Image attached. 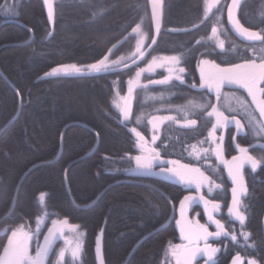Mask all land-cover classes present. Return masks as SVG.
I'll list each match as a JSON object with an SVG mask.
<instances>
[{
	"label": "trees",
	"instance_id": "16d2710c",
	"mask_svg": "<svg viewBox=\"0 0 264 264\" xmlns=\"http://www.w3.org/2000/svg\"><path fill=\"white\" fill-rule=\"evenodd\" d=\"M230 1L220 0L205 16L204 0H161L157 32L149 0H51V22L43 0H6L4 5H15V14L0 8V23L4 22L0 25V254L11 229L34 225L38 200L44 193L46 217L41 231L45 234L49 222L56 219L67 218L78 225L83 232L79 264H98V235L104 264H163L169 244L178 242L175 220L155 230L169 220L172 205L176 207L193 189L158 176L134 174V159L130 158L137 149L130 128L136 127L150 138L147 120L169 114L174 119L161 125L153 147L158 146L163 159L191 163L222 185L207 198L220 203L217 217L236 231L238 241L230 237L211 241L221 249L216 254L218 264H229L237 252L245 257V264L248 258L264 262V163L255 171L243 170L246 219L242 229L227 213L231 182L224 168L211 151L199 160L190 155L192 145L211 148L207 137L213 118L188 102L204 104L209 96L212 104L216 102L213 94L191 87L194 82L199 84L198 60L214 59L222 66L246 59L260 63L264 48L260 41L242 39L234 32L227 12ZM239 3L236 19L240 24L251 31L264 29V0ZM137 24L148 37L145 43L152 45L142 62L101 73L46 75L57 66L83 67L105 55L114 59L129 54L134 45L132 29ZM214 25L224 49L212 40ZM28 29L33 32L30 41ZM156 55L182 56L185 83L173 80L167 86L151 85L148 81L160 79L163 72L144 74L142 86L133 93V115L125 123L112 105L114 86L123 92L138 67ZM222 93L227 100H234L229 94L242 96L254 109L242 89L224 87ZM177 106L189 111L197 124L181 125L185 110ZM224 110L244 126L242 132L233 126L227 129L225 157L237 153L238 143L264 161V132L252 136L241 115ZM137 116H141L139 124ZM241 231L250 234L247 242ZM43 234L37 236L39 241ZM252 244L255 246H248ZM50 257L46 264L51 263Z\"/></svg>",
	"mask_w": 264,
	"mask_h": 264
},
{
	"label": "snow or ice",
	"instance_id": "6c2138e0",
	"mask_svg": "<svg viewBox=\"0 0 264 264\" xmlns=\"http://www.w3.org/2000/svg\"><path fill=\"white\" fill-rule=\"evenodd\" d=\"M152 4V18L155 23L157 32L160 30V20L157 9L160 7V0H149ZM46 7L48 8L49 21L51 22L53 18V11L50 0H44ZM219 4V0H216V4L208 3L206 0L205 16L212 11L214 6ZM240 7L239 0H232V3L227 5L228 19L229 22L233 24L236 30L242 36L246 37L248 40L260 41L264 45V29L259 32L251 31L250 29L243 27L240 21L236 19V10ZM0 8H4L9 14H15V5H0ZM221 9L217 7V11ZM194 28L199 27V25H193ZM141 25L137 24L136 27L132 29L133 33L139 36L136 43L135 52L131 55V60L133 64L137 60L145 58V49L150 48L152 45L146 44L145 40L148 38L146 34L140 31ZM217 26H213L211 29L212 35L216 36L218 40L217 47L224 49V41L219 40L217 36ZM152 43H156L155 37H152ZM200 41H197L199 44ZM111 52V49L109 50ZM262 55L260 56V63L257 64L254 59H246L243 63L230 64L228 66H222L217 63L214 59L201 58L198 60L197 67L200 73L199 84L195 82L191 85L193 89L199 88L201 90H206L207 94L214 93L217 99L221 96V89L226 85H239L243 88L249 97H251L252 104L255 105V109L259 112L260 117L264 118V48L261 49ZM190 54V53H189ZM182 56H171V57H156L153 56L152 59L143 68H138L135 73V78L129 79L127 81V94L125 96H120L119 99L123 102L116 103V107L119 109L120 118L123 122L127 123L130 121L133 115V93L139 84L140 78L143 73H154L156 69L163 68L168 73L164 75L162 79L149 80L148 84L156 85H170L173 80L179 81L181 84L185 83L184 73L186 69L184 67H179L181 63ZM123 64L125 68L128 64L125 58L121 57L117 60H110L109 55H105L95 63L80 67L75 64L65 65L60 68H53L50 73L46 75L57 76L60 74L69 75L72 73L77 74H91V73H101L108 72L110 69ZM147 87V85H145ZM119 96V93L117 92ZM243 106L244 101H240ZM189 106L192 108L203 109L207 117L211 120L214 118V122L211 123V128L208 130L207 141L210 142L214 147L197 149L196 145H192V152L190 155L194 156L196 160L201 158L202 153H208L211 151L216 156L217 160L224 164L227 168L228 176L232 180L233 187L232 192V202L228 205L227 211L230 217L239 221L241 228L243 229L245 225V215L241 211V203L239 196L246 192L243 182L242 167L244 163H249L253 171L256 170L259 164L264 163L262 160H258L256 157L248 154V149L242 147L240 144H236L237 151L242 155L232 156L231 161L224 158L225 148H224V136L223 133L219 137L216 136L218 129H223L229 124L234 123L237 131L241 130V121L236 119L235 116L225 115L224 112L220 111L218 107L211 103L209 99L206 103L200 104L195 101H189ZM180 110H185L180 106H177ZM186 111V110H185ZM231 111V109H230ZM141 117H136V122L139 124ZM174 119L173 117H153L148 120V124L152 126L153 135L151 144H156L158 136L156 132L158 130L157 121L163 122L164 120ZM252 119H255L252 117ZM197 124L196 119H186L184 124L185 127L195 126ZM260 132H264V123L259 125ZM130 132L136 138L135 146L138 149V155L131 157L134 159L136 164L135 171L152 174L153 165L156 161H160L159 173L160 176H169L176 179L179 183L194 186L196 190V195L188 194L184 195L179 201V219H176V224L179 227L180 237L183 241L187 243L182 244H169L168 252L171 257L174 258L175 264H199L197 261V256L204 257V264H218L216 254L220 252V248L215 247L212 241L220 237H230L233 242L238 241L237 233L234 229L229 228L221 219L215 217V213L220 211L221 205L216 199L207 198L206 195L200 194L201 189L205 186L208 188V193H212L213 189H220L221 184L215 183L205 175L199 167L192 165L191 163H181L179 160H167L166 162L162 159L161 152L157 147H152L149 141L145 138V135L141 131H138L136 127L130 128ZM236 137L233 136V140ZM201 141L200 143H204ZM19 198V193H17L16 199ZM45 199V194H40V201L43 203ZM202 205L204 215L207 216L208 224L200 223L198 219L188 218V209L190 207ZM43 222V217L38 216L36 221V231L33 232L30 227L26 224L18 225L16 228L11 229V235L8 237V243L3 248V254H0V264H46V257L50 255L53 249V242L57 237L64 239L65 247L60 248L59 252L56 253L55 264H68L65 260L66 253L70 251L73 261L79 259L82 251L81 244L77 242L75 246H72V241L65 236V230L68 232H74L78 229V225L70 224L68 219L63 220L56 219L52 220V226L48 228L47 234H43L40 225ZM209 225H215V231L209 230ZM44 235V242L40 244L37 241L36 244V254L31 256L29 254V241L33 236ZM240 235L243 236L245 242L250 239V234L245 231H241ZM249 247H254L255 245H248ZM96 254L99 264H104V260L101 253V236H97L96 240ZM164 264H169V261L165 260ZM230 264H245V257L237 252L232 256ZM246 264H258L257 259L248 258ZM264 264V262H262Z\"/></svg>",
	"mask_w": 264,
	"mask_h": 264
},
{
	"label": "rangeland",
	"instance_id": "374dc122",
	"mask_svg": "<svg viewBox=\"0 0 264 264\" xmlns=\"http://www.w3.org/2000/svg\"><path fill=\"white\" fill-rule=\"evenodd\" d=\"M44 1V0H43ZM219 2H220V0H219ZM50 3H51V0H50ZM150 3V2H149ZM208 3H210V4H216V0H208ZM44 5H45V3H44ZM51 6H52V4H51ZM45 7H46V5H45ZM205 7H206V0H204V11H205ZM216 6H214L213 8H215ZM150 8H151V10H152V4L150 3ZM160 8H161V0H160V7L157 9V11H158V14H159V18H160ZM212 8V9H213ZM46 11H47V14H48V8L46 7ZM49 17V16H48ZM153 26H154V29L156 30V27H155V23H154V21H153ZM133 33V32H132ZM133 35H134V45H133V50L129 53V54H127V55H124V56H121V57H123V58H125V61H126V63L128 64V66H130V65H133V62H132V60H131V55H132V53L133 52H135V49H136V43H137V40L139 39V36L136 34V33H133ZM212 40L214 41V43L215 44H218V40H217V38H216V36H213L212 35ZM146 51H147V49H145V54H146ZM121 57H118V58H114V59H110V60H117V59H119V58H121ZM153 57V56H152ZM152 57L151 58H149L148 60H146V62H143L142 64H141V66H139L138 68H143V67H145L146 65H147V63L152 59ZM156 57H171V56H168V55H166V56H164V55H156ZM144 60H145V58H144ZM143 61V59H141V60H137L136 61V63H138V62H142ZM135 63V64H136ZM257 64H259V63H257ZM64 66V65H63ZM119 66H121L122 68L124 67V65L123 64H121V65H119ZM60 67H62V66H57L56 68H60ZM117 67V66H116ZM179 67H180V65H179ZM138 70V69H137ZM136 70V71H137ZM157 70H159V71H162L163 72V76L164 75H168V73L165 71V69H163V68H158V69H156V71ZM155 71V72H156ZM51 72V71H50ZM50 72H48V73H50ZM155 72L154 73H147V72H145V73H143L142 74V76L144 75V74H146V75H153V74H155ZM136 73V72H135ZM135 73H134V75L133 76H131L129 79H133V78H135ZM72 74H76V73H72ZM198 74H199V78H200V73H199V69H198ZM60 75H63V74H60ZM142 76H141V78H140V81H139V84L137 85V87H136V89H138L139 87H141L142 86V82H141V79H142ZM128 79V80H129ZM160 79H162V77L160 78ZM127 80V81H128ZM154 80H158V79H154ZM127 81H126V83H125V88H124V90H123V92H120L119 91V89L117 88V85H115L114 86V92H113V96H112V99H111V101H112V105H113V107L118 111V113L120 114V112H119V109L115 106L116 105V103H123L120 99H119V97L120 96H125L126 94H127V87H128V85H127ZM151 85H156V84H151ZM224 87H233L234 89H237V88H240V89H242L245 93H246V95L248 96V94H247V92L243 89V88H241L239 85H226V86H224ZM224 87H222V89H221V96H220V98L219 99H217V96L214 94V93H212L213 95H214V97H215V99H216V102H215V104L214 105H216L217 107H218V109L220 110V111H222V112H224V114H225V110H224V108L227 110V111H230V109H231V111L230 112H236V113H238L239 115H241L243 118H244V122H245V126L246 125H248L249 127H250V129H251V133H252V136H254V137H260L261 136V132H260V130H259V125L261 124V123H264V118H261L260 117V114H259V112L255 109V105H253L254 106V109H252V108H250L245 102H244V104H243V106L241 105V103H240V101L242 100L240 97H242V96H238V95H236V94H234V95H236V96H234L233 94H229L231 97H232V99H234V100H227V98L225 97V94H223L222 93V91H223V89H224ZM135 89V90H136ZM117 92L119 93V96L117 95ZM231 93V92H230ZM236 97H238V99L236 98ZM249 97V96H248ZM229 98V97H228ZM150 99H153L152 97H150ZM249 99H250V101H251V97H249ZM244 101V100H243ZM252 102V101H251ZM229 104H230V106H229ZM222 107H223V109H222ZM171 110L172 109H175L174 107H171L170 108ZM258 115V117H259V119L257 118V115ZM181 115H182V121H181V125H183L184 126V124H185V122H186V119H190L191 118V113L189 112V111H182L181 112ZM226 115V114H225ZM141 117V116H140ZM153 117H169V114H165V115H154V116H151L149 119H151V118H153ZM252 117H254L255 119H252ZM148 119V120H149ZM238 119V118H237ZM141 120V119H140ZM148 120H147V122H148ZM169 120V119H168ZM238 120H240V119H238ZM167 120H164L163 122H159V121H157V124H158V130H157V132H156V135L158 136V131H159V128L161 127V125L164 123V122H166ZM213 122H214V118H213ZM241 125H242V127H241V130H240V132H242L243 130H244V126H243V124H242V122H241ZM229 126H233L234 128H235V130H236V132H237V128H236V126H235V124L234 123H231V124H229L227 127H225V128H223V129H218L217 130V132H216V136L217 137H219L220 135H221V133H223V136L225 135V133H226V131H227V129L229 128ZM149 130H150V134H151V136H150V138H146L148 141H149V144H150V146H152L153 147V144H151V140H152V135H153V130H152V126L149 124ZM134 136V135H133ZM135 138V137H134ZM135 140H136V138H135ZM210 143V142H209ZM212 147H214V145H212L211 144V148ZM205 147H202V148H198V149H204ZM137 149V148H136ZM138 154H140L139 153V151H138V149H137V154L136 155H138ZM204 153H202L201 154V156L203 155ZM248 154H250L249 153V151H248ZM212 155H213V157L216 159V161L218 162V164L220 165V166H222L223 168H224V171H225V173L227 174V176H228V171H227V168L224 166V164L223 163H221L219 160H217V158H216V156L214 155V153H212ZM237 155H242V154H240L238 151H237V153L236 154H234L233 156H237ZM224 158L225 159H227V160H229V161H231V158H232V156L231 157H225V154H224ZM163 159V158H162ZM165 162L167 161V160H165V159H163ZM159 165H160V161H156L155 163H154V165H153V173L152 174H146V173H141V172H138V171H135V169H136V164H135V161H134V167H133V170H132V172L134 173V174H140V175H152V176H158V177H161V178H164V179H167V180H171V181H174V182H176V183H179L176 179H174V178H171V177H169V176H160V175H158V173H159ZM249 168V169H251V170H253L252 168H251V165L249 164V163H244L243 164V167H242V169H241V171H242V174H243V170L245 169V168ZM228 178H229V180H230V182H231V188H230V202H229V205L231 204V202H232V192H231V189H232V187H233V184H232V180H231V178L228 176ZM243 182H244V176H243ZM179 184H181V183H179ZM182 185H184V184H182ZM185 187H188V188H192L193 189V192H190L189 194H192V195H196V190H195V187L194 186H187V185H184ZM244 187H245V182H244ZM204 191H205V193H206V197L208 196V195H211L212 193H208V188H207V186H205V187H203L202 189H201V193L200 194H204ZM245 193L246 192H244L242 195H240L239 196V199H240V203H241V211L243 212V206H242V200H243V197H244V195H245ZM186 195H188V194H186ZM205 195V194H204ZM38 203H39V214L37 215V217L38 216H42L43 217V222L41 223V225H40V229L44 226V224H45V217H46V211H45V208H44V206H43V203L40 201V198H39V200H38ZM175 207V206H174ZM227 213H228V211H227ZM219 214V211L218 212H216L215 213V217L218 219V217H217V215ZM187 215H188V218H190V219H198L199 220V222L200 223H203V224H208V220H207V216H205L204 215V212H203V206L202 205H198V206H194V210H193V207H190L189 209H188V213H187ZM37 217H36V219H35V223H34V225L32 226V227H30L31 229H32V231L33 232H35L36 231V221H37ZM180 218V216H179V203H178V205L175 207V215H174V219H173V221L175 222V226H176V229H177V233H178V242H176V243H173V245H176V244H182V243H187V241H183L182 239H181V237H180V231H179V227L177 226V224H176V219H179ZM232 218V217H231ZM233 219V218H232ZM234 221H237V220H235V219H233ZM237 223H238V225H240V223H239V221H237ZM52 226V221H50L49 222V226L47 227V230H46V233L45 234H47V231H48V228L49 227H51ZM241 226V225H240ZM16 228V227H15ZM209 230L210 231H215L216 229H215V225H209ZM65 236L69 239V240H71L72 241V246L74 247L75 246V244L77 243V242H79L80 244H81V247H82V243H83V232H82V230L79 228V226H78V229L77 230H75L74 232H68L67 230H65ZM243 237V236H242ZM44 239V236H43V238H42V240ZM41 240V241H42ZM211 240V239H210ZM37 241H39V238L37 237V236H33L32 237V239L29 241V254L31 255V256H35V254H36V244H37ZM41 241H39V243H41ZM211 242V241H210ZM62 247H65V242H64V239H61L60 238V241L58 242V244H57V246L54 248V251L52 252V254H51V263L50 264H55V261H56V253H58L59 252V250H60V248H62ZM168 249H169V246L167 247V249H166V251H165V254H164V258H163V260H162V263L164 264V261L165 260H167V261H169V264H175V260H174V258H172L171 257V255H170V253L168 252ZM81 256V255H80ZM65 260L68 262V264H79V262H80V257H79V259H77V260H75V261H73V259H72V257H71V254H70V251L68 252V253H66V256H65ZM197 261H199V264H204V257L203 256H197ZM230 264V263H229Z\"/></svg>",
	"mask_w": 264,
	"mask_h": 264
},
{
	"label": "water",
	"instance_id": "95a60500",
	"mask_svg": "<svg viewBox=\"0 0 264 264\" xmlns=\"http://www.w3.org/2000/svg\"><path fill=\"white\" fill-rule=\"evenodd\" d=\"M240 1V0H239ZM232 3V0L230 1V3L229 4H231ZM7 22V21H6ZM231 24V27H232V29L234 30V32L240 37V38H242V39H246L247 40V38L246 37H244V36H242L241 34H239V32L236 30V28L233 26V24L232 23H230ZM29 30V32H30V39H29V41L32 39V37H33V32H32V30L31 29H28ZM29 41H27V42H29ZM15 118V117H14ZM14 118L8 123V124H10L13 120H14ZM7 124V125H8ZM6 125V126H7ZM5 127H3V129H4ZM94 149H95V147L93 148V150L91 151V152H93L94 151ZM60 151H61V147H60ZM60 151H59V154H60ZM90 152V153H91ZM58 154V155H59ZM58 155H57V157L55 158V160L58 158ZM174 215H175V207L172 205V214H171V217L169 218V220L166 222V223H164L162 226H160L159 228H157L156 230H155V232H157V231H159V230H161V229H163V228H165L166 226H168L171 222H173V219H174ZM58 240H59V237H57V239H55L54 240V242H53V248L55 247V245L57 244V242H58ZM43 242H44V239L41 241V243L40 244H43ZM140 243V242H139ZM138 243V244H139ZM136 248V246L134 247V249ZM133 249V250H134ZM133 252V251H132ZM131 252V253H132ZM3 254V253H2ZM51 254V253H50ZM49 257H50V255L48 256V257H46V263H47V261H48V259H49ZM128 259V258H127ZM126 259V260H127ZM98 264H99V261H98Z\"/></svg>",
	"mask_w": 264,
	"mask_h": 264
},
{
	"label": "bare ground",
	"instance_id": "6f19581e",
	"mask_svg": "<svg viewBox=\"0 0 264 264\" xmlns=\"http://www.w3.org/2000/svg\"><path fill=\"white\" fill-rule=\"evenodd\" d=\"M6 3V0H3V2H2V4L1 5H4ZM4 22H2V23H0V25L1 24H3ZM30 33V32H29ZM31 36V35H30ZM231 262V261H230Z\"/></svg>",
	"mask_w": 264,
	"mask_h": 264
},
{
	"label": "flooded vegetation",
	"instance_id": "af4514ba",
	"mask_svg": "<svg viewBox=\"0 0 264 264\" xmlns=\"http://www.w3.org/2000/svg\"><path fill=\"white\" fill-rule=\"evenodd\" d=\"M236 131V130H235ZM238 132V131H237ZM240 132V131H239ZM210 241H212V240H210ZM216 247V246H215Z\"/></svg>",
	"mask_w": 264,
	"mask_h": 264
}]
</instances>
